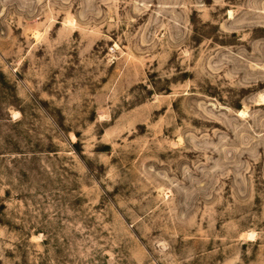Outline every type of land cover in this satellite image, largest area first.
Masks as SVG:
<instances>
[{
    "label": "rangeland",
    "instance_id": "374dc122",
    "mask_svg": "<svg viewBox=\"0 0 264 264\" xmlns=\"http://www.w3.org/2000/svg\"><path fill=\"white\" fill-rule=\"evenodd\" d=\"M263 95L264 0H0V264H264Z\"/></svg>",
    "mask_w": 264,
    "mask_h": 264
},
{
    "label": "bare ground",
    "instance_id": "6f19581e",
    "mask_svg": "<svg viewBox=\"0 0 264 264\" xmlns=\"http://www.w3.org/2000/svg\"><path fill=\"white\" fill-rule=\"evenodd\" d=\"M262 100L264 101V95L262 96ZM239 114H240V115H243L244 112H243V111H240Z\"/></svg>",
    "mask_w": 264,
    "mask_h": 264
}]
</instances>
